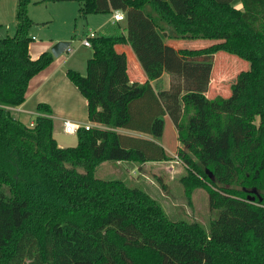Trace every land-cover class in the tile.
<instances>
[{
    "label": "trees",
    "instance_id": "trees-1",
    "mask_svg": "<svg viewBox=\"0 0 264 264\" xmlns=\"http://www.w3.org/2000/svg\"><path fill=\"white\" fill-rule=\"evenodd\" d=\"M30 1L17 0L15 32L0 37V264H264V0H77L82 16L122 11L124 25L89 37L84 75L66 70L96 124L79 127L73 146L57 144L47 103L32 123L12 110L54 58L29 54ZM199 39L208 45H186ZM118 46L131 48L143 81L130 79ZM218 51L249 63L228 93L213 72ZM164 115L181 184L206 189L216 212L207 228L94 173L106 161L173 159L160 143Z\"/></svg>",
    "mask_w": 264,
    "mask_h": 264
},
{
    "label": "rangeland",
    "instance_id": "rangeland-1",
    "mask_svg": "<svg viewBox=\"0 0 264 264\" xmlns=\"http://www.w3.org/2000/svg\"><path fill=\"white\" fill-rule=\"evenodd\" d=\"M16 4L17 0H0L1 37L12 35L15 32ZM79 6L80 2L77 0L55 2L31 0L27 6V14L33 22L29 27L28 33L30 37H34L29 42L33 45L51 38L55 42L58 41L57 39L70 41L69 47L64 50V55L73 56L72 64L74 66L70 68L84 75L86 60L83 61V57L91 56L92 49L83 45L82 39L91 31L96 34L106 33V27L101 26L108 18V14L92 13L84 17L79 12ZM208 43V39H199L187 41L186 45L190 48H200L208 45ZM127 60V72L130 79L138 80L139 77L134 74L128 57ZM248 67L249 63L246 60L234 54L225 51L215 53L213 72L217 81L222 82L224 86L226 85L225 83H228V86H225L227 91L223 93H228V90H230L229 86L234 81L236 74ZM214 83L216 82L213 81L212 85ZM59 137L64 142H71L73 139V143L67 146H73L77 143L74 133L62 131ZM177 141L174 125L169 118H166L160 143L169 152L174 153L179 144ZM136 164L138 162L135 161H121L120 163L114 161L101 162L96 166L94 173L100 178H120L130 185H139L160 202L171 219H193L199 221L207 228L208 221L216 215V212L209 207L206 189L194 188L187 191L181 184L179 179L185 173L184 166H175V164L168 162H154L136 168Z\"/></svg>",
    "mask_w": 264,
    "mask_h": 264
},
{
    "label": "crops",
    "instance_id": "crops-1",
    "mask_svg": "<svg viewBox=\"0 0 264 264\" xmlns=\"http://www.w3.org/2000/svg\"><path fill=\"white\" fill-rule=\"evenodd\" d=\"M106 14H108V18L105 20L104 24H102L101 27L103 26L106 27L111 22L112 12ZM120 23L124 25V19L121 20ZM60 39H64V38H60ZM54 42L55 40L51 38L49 40L41 41L37 43L38 45L37 44L33 45L29 43L28 51L31 58H36L41 52L50 50V47L53 45ZM171 43L175 47L179 46L180 44L179 42H171ZM117 48L126 53L128 59L131 61L132 70L134 74L138 75L139 77V78L136 77L138 78V80L133 79V81H139V82L143 81L146 78L145 73L141 68L131 48L127 46L125 47L118 46ZM72 57L73 56L70 57V55H64V51L59 56L54 57L48 66H46L43 70L36 73L29 80L24 101L20 105L12 108L14 115L18 119L22 120L25 123H32L33 118L36 114V105L39 102L47 103L50 106L52 112L53 137L55 138L59 146H67L73 143L72 142L73 139L71 142H64L60 140L59 134L63 131V123L65 120H69L80 126L96 125V124H92L88 120L86 98L81 94L78 88L69 80V78L66 75V70L74 66L72 64ZM89 57L90 56L83 57V61L85 60L87 61ZM85 72H86V64H85ZM164 80H165V84H167L168 83L167 74L164 75ZM166 118H169V116L164 115V121ZM74 134L75 137L77 138L76 133ZM179 145L180 144H178V146ZM163 147L170 155L174 157L173 159L168 161H146L136 164L137 165L136 168H140L141 166H145L148 163H154V162H159V163L168 162L170 164H175V166H181L182 164L176 158L175 152L171 153L165 148L164 145ZM116 162L120 163L121 161H116Z\"/></svg>",
    "mask_w": 264,
    "mask_h": 264
},
{
    "label": "built area",
    "instance_id": "built-area-1",
    "mask_svg": "<svg viewBox=\"0 0 264 264\" xmlns=\"http://www.w3.org/2000/svg\"><path fill=\"white\" fill-rule=\"evenodd\" d=\"M124 19V13L122 11H113L111 14V20L112 21H121ZM94 35V31H91L88 33V35H85L82 39V44L85 46H90L89 37ZM34 37L32 36V39ZM91 125H83L80 126L74 122H71L69 120H65L63 123V131L65 133H75L79 127H84L85 129H88ZM177 158V156H176ZM178 159V158H177ZM179 161V160H178Z\"/></svg>",
    "mask_w": 264,
    "mask_h": 264
},
{
    "label": "water",
    "instance_id": "water-1",
    "mask_svg": "<svg viewBox=\"0 0 264 264\" xmlns=\"http://www.w3.org/2000/svg\"><path fill=\"white\" fill-rule=\"evenodd\" d=\"M70 45V41L68 40H58L56 41L51 47L50 52L54 57L59 56L64 50H66ZM252 191H256L255 188L252 189Z\"/></svg>",
    "mask_w": 264,
    "mask_h": 264
},
{
    "label": "clouds",
    "instance_id": "clouds-1",
    "mask_svg": "<svg viewBox=\"0 0 264 264\" xmlns=\"http://www.w3.org/2000/svg\"><path fill=\"white\" fill-rule=\"evenodd\" d=\"M76 133V132H75Z\"/></svg>",
    "mask_w": 264,
    "mask_h": 264
}]
</instances>
